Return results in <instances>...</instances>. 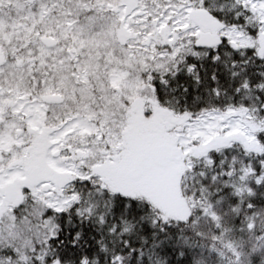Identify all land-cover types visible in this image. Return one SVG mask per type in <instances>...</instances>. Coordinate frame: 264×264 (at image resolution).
<instances>
[{"label":"snow or ice","instance_id":"snow-or-ice-1","mask_svg":"<svg viewBox=\"0 0 264 264\" xmlns=\"http://www.w3.org/2000/svg\"><path fill=\"white\" fill-rule=\"evenodd\" d=\"M0 264H264V0H0Z\"/></svg>","mask_w":264,"mask_h":264}]
</instances>
